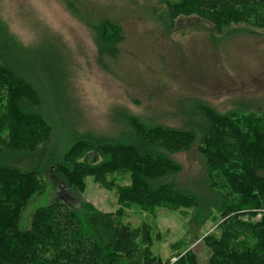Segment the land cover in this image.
I'll return each mask as SVG.
<instances>
[{
    "label": "trees",
    "instance_id": "obj_1",
    "mask_svg": "<svg viewBox=\"0 0 264 264\" xmlns=\"http://www.w3.org/2000/svg\"><path fill=\"white\" fill-rule=\"evenodd\" d=\"M76 2L67 1L79 13ZM166 3L171 27L180 17L197 16L219 34L232 24L264 28V0ZM85 20L100 27L98 61L114 73L111 65L123 54V28L109 18ZM32 55L0 21V94L9 87L14 90L7 111L0 113V132L10 130L8 141L0 142V186L5 193L0 195V264H169L155 252L148 223L134 228L120 215L85 200L75 205L57 195L23 218L28 205L46 190L48 174L82 192L88 176L108 186L110 176L120 171L131 178L120 187L122 202L147 211L161 203L192 208L190 223L198 224L212 217L213 210L220 213L221 234L207 239L212 250L207 264H264L263 115L250 112L243 121L238 111L222 113L194 99L187 108L179 105L183 127H168L124 108L116 115V134L60 130L64 125H56L53 107H58L55 92L65 89L64 73L42 69ZM50 73L58 81L42 91L40 77ZM194 146L206 168L200 192L179 184L183 166L174 158ZM232 160L241 169H230ZM122 163L125 169L118 167Z\"/></svg>",
    "mask_w": 264,
    "mask_h": 264
},
{
    "label": "rangeland",
    "instance_id": "obj_2",
    "mask_svg": "<svg viewBox=\"0 0 264 264\" xmlns=\"http://www.w3.org/2000/svg\"><path fill=\"white\" fill-rule=\"evenodd\" d=\"M67 1L0 0V21L31 50L35 65L64 73L65 89L63 94L55 92L58 107H53L56 125H64L60 130L116 134V115L124 108L168 127H183L179 105L187 108L194 99H202L222 113L238 111L243 121L250 112L258 118L264 116V28L232 24L219 34L197 16L180 17L171 27L167 0H69L78 2L79 13ZM107 18L124 33L123 54L111 65L114 73L105 71L98 61L100 27L85 20ZM51 74L40 77L42 91L58 81ZM13 95L10 87L1 92L0 113L7 111ZM53 96L54 91L50 99ZM9 133L4 127L1 143L8 141ZM174 158L183 166L179 184L200 192L206 168L197 146ZM118 167L125 169L126 165ZM235 167L241 169L232 160L229 168L235 171ZM130 183V175L124 171L113 173L108 186L88 176L85 190L80 192L48 174L46 190L28 205L23 218L49 205L57 195L75 205L85 200L99 210L120 215L134 228L148 223L155 236L154 250L164 262L207 264L212 255L207 239L221 234L220 213L213 210L212 217L198 224L190 223L192 208L161 203L151 211L139 209L120 201V187ZM2 191L0 186V195H5ZM260 218L261 214L254 220Z\"/></svg>",
    "mask_w": 264,
    "mask_h": 264
}]
</instances>
